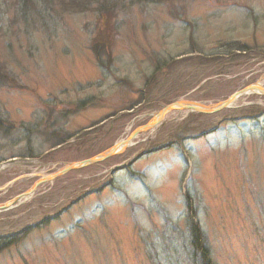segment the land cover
Here are the masks:
<instances>
[{"label":"rangeland","instance_id":"1","mask_svg":"<svg viewBox=\"0 0 264 264\" xmlns=\"http://www.w3.org/2000/svg\"><path fill=\"white\" fill-rule=\"evenodd\" d=\"M18 1L0 0V161L44 156L50 139L75 147L69 138L83 132L86 145L57 158H94L168 104L215 107L264 89V0H99L65 12L59 3L34 24ZM147 140L161 150L105 187ZM38 161L0 167V206L44 178ZM75 172L0 212V237L31 227L0 264H201L193 228L210 264H264L262 93L212 114L172 111Z\"/></svg>","mask_w":264,"mask_h":264},{"label":"flooded vegetation","instance_id":"2","mask_svg":"<svg viewBox=\"0 0 264 264\" xmlns=\"http://www.w3.org/2000/svg\"><path fill=\"white\" fill-rule=\"evenodd\" d=\"M83 136H84V132L83 133H79V134H75L74 136H72V137H75V138L78 139V140H76L77 142L75 143V147L68 146L67 145V140H64V139H55V140L50 139L51 141H53V143H52L53 146L49 150L44 152V156H33L32 157L30 155L28 157L27 156H25V157L20 156V157H13V158H15L17 160H28V159L31 160V159H35V158L39 159V161L37 162V165H38L37 167L44 166V171L45 170L48 171V173L44 174V179L48 178V177H51V176H60V177L48 182V183H52V182L56 181L57 179H59V178H61L63 176H71L72 174L76 173L75 171L77 169L78 170L84 169V168L88 167L89 165H92V164H89V165L81 166V167H78V168H76V169H74L72 171H69V172H66V173H61L65 168H67L71 164L81 163V162H84V161H86L88 159H91L90 157H85V158L77 160V161H72V160L69 161L68 159H65L66 156H63L60 159L57 158V156L64 155L67 151H70L69 149H71L72 147H73V149L74 148L75 149H81L82 147H84L86 145V143L88 142V140L85 139ZM144 143H145V147L142 148V150L139 152L138 155H136L132 159L127 158L120 165L110 169V171L108 172V176H110V180H109V182L107 184L104 185L105 187L106 186H114L113 176H117V175L122 174L124 172H128L126 174V176H135L131 172L133 170V168H134V165L137 164L138 162H140L145 156L151 155L152 153H155L156 151L161 150L160 148L149 150L148 148H149L150 140H147ZM173 144H174L173 142L169 143V144H167V147L168 146H172ZM164 146H166V145H164ZM163 148H165V147H163ZM63 151H65V152L63 153ZM43 159H44V163L42 164ZM22 163H25V162L22 161ZM22 163L21 162H19V163L14 162L11 165L16 167L17 164L21 165ZM27 164H29V162H27ZM25 176H29V175L26 174ZM30 176H33V175H30ZM86 176H101V174L90 173V174H88ZM48 183H44V184H48ZM94 193H96L95 190L85 192L84 194L79 196L77 199L72 201L71 204L67 208L69 209L72 205L83 201L85 198H87L88 196L93 195ZM66 209L61 211L59 213V215L62 214ZM45 222H46V220L45 221L43 220L42 223L44 224ZM41 224H39V225H41Z\"/></svg>","mask_w":264,"mask_h":264},{"label":"water","instance_id":"3","mask_svg":"<svg viewBox=\"0 0 264 264\" xmlns=\"http://www.w3.org/2000/svg\"><path fill=\"white\" fill-rule=\"evenodd\" d=\"M252 90H256L259 93L264 94L263 88H255L254 86H250V87L244 88L243 90L237 92L236 94L231 96L228 100H226L224 103H222L218 106H215V107H208V106H205V105H202L199 103L181 102V101H177V102L168 104V105L164 106L157 113V117L153 121L149 122L148 124H145L144 126H142L140 128H137L129 138L120 142L119 144H116L111 150H109L105 154L98 156L96 158L88 159V160L81 162V163L71 164L67 168H65L61 173H66V172L72 171V170H74L78 167H81V166H85V165H89V164H96V163L105 161V160L113 157L114 155L120 153V151L123 150L124 147L128 146L130 144V142L133 139H135L139 134L145 133V132L152 130L155 127L161 125L164 121L165 116L174 110L185 109V110H188L190 112H195V113H199V114H212V113H215V112H218V111H221L225 108L230 107L232 104V99H234L235 97H240L241 95H244V94H248ZM184 105L186 107H184ZM58 177H60V176H51V177H48L45 179L43 178L41 181H38L29 191L22 193L16 197H14L8 203L1 205L0 211H7V210H10V209L16 207L24 199H27L30 196H32L34 194V192L38 189V187H40L44 183H48V182H50V181H52Z\"/></svg>","mask_w":264,"mask_h":264},{"label":"trees","instance_id":"4","mask_svg":"<svg viewBox=\"0 0 264 264\" xmlns=\"http://www.w3.org/2000/svg\"><path fill=\"white\" fill-rule=\"evenodd\" d=\"M40 1L41 0H19L18 1V4H20L18 9L21 11L22 15L26 17L25 20L30 19L32 24H34L37 21L35 18H38L39 16H40V19L46 18L45 22L48 21L50 17H47V16L51 15V12L56 14L55 12L59 11L56 8V6H59V3H61L62 5L60 7H62L61 9L63 10V12L70 11V10L77 11L78 9L87 10L88 8L90 9L92 4L94 5L99 4V7L100 5L101 7H103L102 4H100L99 0H69L68 3H66V0H58V5L56 4L54 0H44L43 4H41ZM195 230L196 229L193 228L194 239L192 240V244L195 247L194 256L197 257L201 261V264H210V262L207 260L208 250L199 244L200 238H199V235L196 234ZM18 238L19 236H13V237H7V238L0 239V252L16 244ZM199 248L201 249L199 250Z\"/></svg>","mask_w":264,"mask_h":264},{"label":"bare ground","instance_id":"5","mask_svg":"<svg viewBox=\"0 0 264 264\" xmlns=\"http://www.w3.org/2000/svg\"><path fill=\"white\" fill-rule=\"evenodd\" d=\"M254 87L255 88H262L260 84H256V85H254ZM251 93H257L258 94L259 92L256 91V90H252ZM248 94H250V93H248ZM238 98L239 97H235L234 99H232V104L231 105H233L238 100ZM184 107H186V106L184 105Z\"/></svg>","mask_w":264,"mask_h":264}]
</instances>
